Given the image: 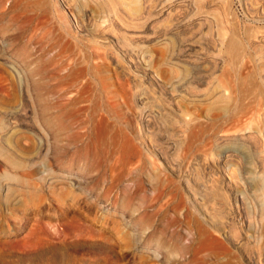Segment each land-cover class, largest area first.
Wrapping results in <instances>:
<instances>
[{
  "label": "rangeland",
  "instance_id": "rangeland-1",
  "mask_svg": "<svg viewBox=\"0 0 264 264\" xmlns=\"http://www.w3.org/2000/svg\"><path fill=\"white\" fill-rule=\"evenodd\" d=\"M135 2L0 0V264H264V0Z\"/></svg>",
  "mask_w": 264,
  "mask_h": 264
},
{
  "label": "bare ground",
  "instance_id": "bare-ground-1",
  "mask_svg": "<svg viewBox=\"0 0 264 264\" xmlns=\"http://www.w3.org/2000/svg\"><path fill=\"white\" fill-rule=\"evenodd\" d=\"M135 1H136L135 5L139 3V0H135ZM184 1H186V0H184ZM194 1L199 2V0H194ZM9 10H10V12L13 11L12 8H10ZM138 12H139L138 6L130 11V13H132V14H136ZM13 20L14 19H11V21H13ZM7 28H8V25L2 24V18H0V34H2ZM234 36L230 37L226 42V47L228 49L235 50L238 47L239 43H241V42L238 43V41L234 38ZM54 89L55 88L52 87L51 90H49V96L47 97V112H46L48 115L47 128L49 130L50 136H52V137L56 136L57 132L61 133L67 128V126H68L67 116L69 115V113H77L78 114L80 112V110H82V108L80 106H77V104L80 101V92L79 91H78V93L76 92V94L74 96L66 99L64 92L59 91L58 93H56V91ZM145 224H146L145 221L138 220L136 225L138 228L142 229V228H144ZM155 243H157V245H159V246L162 245L161 241L157 240V239H156Z\"/></svg>",
  "mask_w": 264,
  "mask_h": 264
}]
</instances>
